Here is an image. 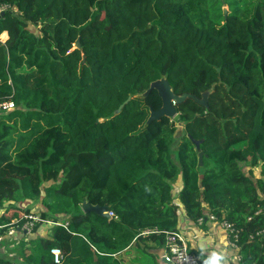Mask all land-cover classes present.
Listing matches in <instances>:
<instances>
[{
	"label": "trees",
	"instance_id": "obj_1",
	"mask_svg": "<svg viewBox=\"0 0 264 264\" xmlns=\"http://www.w3.org/2000/svg\"><path fill=\"white\" fill-rule=\"evenodd\" d=\"M231 1L218 19L213 0H0L13 7L0 18V103L15 105L0 111V225L31 212L68 224L6 239L19 257L0 264H57L54 248L60 264H122L139 242L162 249L164 234L143 233L177 230L181 206L234 223L236 264H264V0ZM162 76L177 95L215 85L210 111L187 99L146 128L162 102L136 96ZM190 138L203 140L202 167ZM26 200L41 211L18 213ZM46 226L51 237L33 238Z\"/></svg>",
	"mask_w": 264,
	"mask_h": 264
},
{
	"label": "built area",
	"instance_id": "obj_2",
	"mask_svg": "<svg viewBox=\"0 0 264 264\" xmlns=\"http://www.w3.org/2000/svg\"><path fill=\"white\" fill-rule=\"evenodd\" d=\"M9 10H13L12 5L0 3V15L5 13ZM15 108L13 102H2L0 103V111H11ZM264 212V208L260 209L256 212V215ZM109 219L117 218L116 214L113 211L108 212ZM250 219V218H249ZM25 220V223L19 228L20 221ZM40 223H46L47 225L53 226H62L67 229V223H56L54 221H43L40 215L31 212L27 213L26 215L22 216L19 220H13L10 225L2 226L0 225V229L7 228L6 236H0V250H5L7 253L10 249H15V245H6V239L14 240L18 232H24L26 235H30L36 226ZM198 227H202L209 223H216L218 224L222 230H224L227 234V247L230 251H234V256L231 264H236L241 261V256L239 254L240 247L238 245V241L240 239V234L242 232L241 229L237 228L234 223L222 219L220 220L216 215L212 214L211 212L206 215V217H201L195 221ZM181 225V224H180ZM149 234H164L165 241L164 245L161 250V255L159 258V264H206L203 262L201 258L196 256L191 250L188 245V238L185 233L184 227H178L177 230L174 231H160L158 229H151L147 230L143 233V235ZM263 235L264 231L257 234ZM200 237V235L196 236L195 239ZM255 236L251 238L254 239ZM5 244V245H3ZM14 246V247H11ZM52 256L54 258V262L60 264L63 260L62 252L60 249L54 248L51 250ZM226 261V260H225ZM228 262V261H226Z\"/></svg>",
	"mask_w": 264,
	"mask_h": 264
},
{
	"label": "crops",
	"instance_id": "obj_3",
	"mask_svg": "<svg viewBox=\"0 0 264 264\" xmlns=\"http://www.w3.org/2000/svg\"><path fill=\"white\" fill-rule=\"evenodd\" d=\"M1 197H4L2 195ZM0 197V199H2ZM13 205L19 210L21 209L23 213L26 209L31 207V210L34 209V203L31 200H26L25 202H12ZM6 205H9L7 203ZM29 206V207H28ZM41 207V205H40ZM30 209V208H29ZM42 209V207H41ZM210 213L209 208L206 209V215ZM8 215H12V211H7ZM181 219L183 223H181V228L184 227L186 236L188 238V245L190 250L202 260L205 256H213V254H217L221 256L222 264H225L231 257L234 256V251H230L227 247V234L222 228L216 223H209L201 228L198 227L192 219L188 218L187 216L181 215ZM185 217V218H184ZM46 228V227H45ZM45 234L41 232V228L37 231L36 234L33 235V238H48L52 236L51 231L47 230ZM199 236L195 239L196 236ZM23 240V237L20 235H16L14 239L15 244L18 246L19 243ZM146 243L139 242V245H133L128 249L127 252L119 255V259L122 261V264H158L159 258L161 255V248L155 253V251H151L145 245ZM149 252L154 253V257L151 258ZM226 260V261H225Z\"/></svg>",
	"mask_w": 264,
	"mask_h": 264
},
{
	"label": "water",
	"instance_id": "obj_4",
	"mask_svg": "<svg viewBox=\"0 0 264 264\" xmlns=\"http://www.w3.org/2000/svg\"><path fill=\"white\" fill-rule=\"evenodd\" d=\"M5 13H2L0 15V18L4 16ZM80 47V41H78L75 44V48ZM215 90V85H212L210 89L204 91L201 94V97L198 98L195 95L192 94H182V95H177L175 94L168 78L166 76H162L159 80L154 81L150 88L144 92L138 94L136 97L140 100H145L153 91H157L161 102H162V107L159 110H154L152 107L149 108L150 115L148 117V120L145 124V127L147 128L149 125H151L154 121L160 120L163 117L167 118H175L178 115V106L182 103H184L187 99H193L196 101L199 105L205 107L206 112L210 111L209 108V98L212 95V93ZM193 145L196 147V151L199 154V165L200 167L203 166V157L204 153L201 150V144L203 140H195L190 138ZM82 210L84 213H90L94 212L97 213L101 216L107 217L109 219L108 212L110 209L105 206H94L88 202H84L82 205Z\"/></svg>",
	"mask_w": 264,
	"mask_h": 264
},
{
	"label": "rangeland",
	"instance_id": "obj_5",
	"mask_svg": "<svg viewBox=\"0 0 264 264\" xmlns=\"http://www.w3.org/2000/svg\"><path fill=\"white\" fill-rule=\"evenodd\" d=\"M253 0H245V2L248 4V3H251ZM240 6H237L235 3H233L231 0H213V15L214 16H216V17H218V19H221V18H223V15H226V14H228L230 11H233V10H236L237 8H239ZM219 23H221V21H219ZM31 31H34V32H39V27L38 26H32L31 28ZM178 135L176 136V138H177V140H176V142H175V144L173 145V150H177L178 149V146H179V144H180V139L182 138V136H183V128L182 127H179L178 128ZM259 171H260V169H254V173H255V175H257L258 176V173H259ZM256 176V177H257ZM259 189V191H260V187L258 188ZM180 188L179 187H177V188H175L174 190H173V193H172V196H173V198H175V200H176V203H179L180 204V199H179V197H178V194H179V192H180ZM7 191V190H6ZM3 193H1V195H2ZM34 203H37V204H35L34 205V209H36V211H41V207H40V202L39 201H37V202H34ZM29 207V206H28ZM30 209H32L31 207H29ZM27 209V208H25L26 210H29L30 211V209ZM181 211H180V213H179V215H180V224L181 223H183V221H182V219H181V215H184V216H187L186 215V210L184 209V207L183 206H181ZM25 212V211H24ZM185 218V217H184ZM14 220H19V217L18 216H16L15 218H14ZM48 229H50L49 228V226H46V228H41V232L43 233V234H45L46 232H47V230ZM11 247H14V246H11ZM19 248V247H18ZM10 251V250H9ZM9 251H8V253H9ZM5 250H0V258H5L6 256V258H12V259H14L15 257L17 258V257H19L18 256V253L17 252H15V253H9L8 254ZM3 256V257H2ZM151 256V255H150ZM153 256H151V258H152ZM232 260H233V258H230L229 260H228V262H226L225 264H231V262H232ZM159 262V261H158ZM159 264V263H158Z\"/></svg>",
	"mask_w": 264,
	"mask_h": 264
},
{
	"label": "clouds",
	"instance_id": "obj_6",
	"mask_svg": "<svg viewBox=\"0 0 264 264\" xmlns=\"http://www.w3.org/2000/svg\"><path fill=\"white\" fill-rule=\"evenodd\" d=\"M222 257L217 255V254H213L212 258L210 261H206V264H222Z\"/></svg>",
	"mask_w": 264,
	"mask_h": 264
},
{
	"label": "bare ground",
	"instance_id": "obj_7",
	"mask_svg": "<svg viewBox=\"0 0 264 264\" xmlns=\"http://www.w3.org/2000/svg\"><path fill=\"white\" fill-rule=\"evenodd\" d=\"M242 233V232H241ZM239 245V244H238Z\"/></svg>",
	"mask_w": 264,
	"mask_h": 264
}]
</instances>
